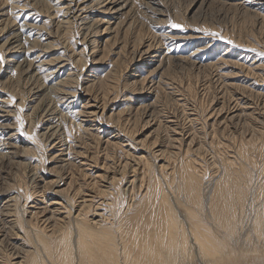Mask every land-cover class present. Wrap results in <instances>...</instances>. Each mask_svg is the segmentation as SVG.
Wrapping results in <instances>:
<instances>
[{"label": "bare ground", "instance_id": "bare-ground-1", "mask_svg": "<svg viewBox=\"0 0 264 264\" xmlns=\"http://www.w3.org/2000/svg\"><path fill=\"white\" fill-rule=\"evenodd\" d=\"M139 1H142L147 9L151 8L152 4H149L150 0ZM207 1L201 0L199 2V8L204 7ZM113 2H116V0H26L24 3L15 0L12 1L10 5L12 10L36 7L40 12H47L46 15L48 17L43 24H38L34 19L29 22L24 19L23 23L17 24L15 19L9 14L2 23L3 26L0 27V31L4 30L6 32L0 44V56L3 57L2 61H0V71H2V65L4 63L7 65L12 64L14 66V74L16 77L18 76L16 86L13 88L10 87L11 90H8L5 85H0V127H9L12 124L17 125L16 121H23L20 130H24L33 136L35 142L29 141L36 146V149L40 148L39 150L46 145V142H49L50 138H53L54 134L61 130L63 126L58 124L52 126L48 122L46 123L47 126L42 128L43 121H51L47 117V112H49L47 107H50V102H56L57 105L55 107L59 109V106L63 105L61 102H68L70 97L76 95L77 88L81 86L80 78H82L81 75L87 62L86 55L84 56V54L87 50H91V53L98 50L95 38L91 39L83 36L78 41L79 45L82 44V49L78 52L76 46L71 49L68 48L66 39L63 36L71 34L72 28H74L73 26H76L75 24L82 31L80 35L88 33L89 30L98 27L99 23L92 20L90 14L78 15L75 14L76 10L80 12L96 4L100 5L102 10L109 12L113 9V6H111ZM257 2L258 4H262L260 3L261 1ZM196 3L194 4L196 5ZM235 6L242 14H251L255 23L258 21L260 24H264V13L260 12L264 9L263 6L254 5L253 0L248 2L241 1L236 3ZM134 13L137 15L136 10H134ZM27 14L30 15V12ZM152 14V19L150 17L148 24L146 23V33H142L137 29L139 25L136 21L137 16L131 19L122 31L123 45L128 46L129 55H131L129 64L132 63V58L135 54L138 57H143V65L146 64V61H150L153 57L157 56L160 57L159 62L154 67L152 73L163 63V65L167 64L164 65L167 68H171V70L167 69L168 75L173 74L175 71L172 63H175L177 68H186V71L189 73L200 71L203 68L206 71L211 65H214L212 62L202 64L203 60L196 56V52L194 53V51L187 55H177L179 49L182 48V43L180 40H177V34L173 32V27L170 29L163 27L160 30H154L152 27L155 24L161 27L167 24L160 20V15L163 14V10L158 9L157 13ZM149 15L151 16V14ZM163 15L167 16L168 14L166 12ZM174 19L178 20L177 15ZM108 27H105V29ZM43 30H46V33H43ZM94 32L97 33V30ZM46 35L47 37L54 35L52 36L54 37L53 39L63 38L62 40L64 42L61 45L62 50L59 52V55L51 59L50 63L39 58V56H32L30 49L32 47H50L51 44L49 42L42 41L44 39L42 37ZM182 39H186V36ZM217 58H222L225 63L230 62V65L234 64L240 68L243 66L248 70H246V73L251 75V77H257L261 81H264V72L262 73L264 68H261L260 64H256L259 61L258 56L251 60L252 62L249 66H245L243 62L242 64L232 61L229 50H226ZM65 62H68V65L72 66L64 69L63 67L66 66ZM48 63L53 64L54 67H48L49 65L46 67L43 66ZM119 65L120 72L116 71L113 79L108 76V81L104 82V88H102L101 94L97 93L94 96L87 97L85 106H92L94 109L87 112L82 111L81 113L87 115L91 121H95L96 119H100L101 121L109 101L117 99L121 91H153L155 89L156 95L152 102L147 103L145 100L138 107L126 104V111L129 114L133 113L139 119V123H151L152 121L149 120L158 118L157 115L160 112L158 98L162 97L164 90H167L163 86L165 79L159 78L154 82L153 78L150 77L149 81L151 85L154 83L155 87H148L145 84L147 80V77H145L142 79L139 87V83L136 84L134 80L131 81L129 79V76H125L128 64L122 62V64L115 63L114 66L118 68ZM80 66L81 68H79ZM62 68L63 71H61ZM66 70L70 73H65ZM56 71L57 73L59 71L58 74L64 75V78L60 79L58 83H53V77ZM31 79L35 85L29 89L28 86L32 84ZM95 80L97 78H92L90 84L94 83ZM165 81L167 83V79ZM169 84L172 85V82L169 81ZM245 84L241 80L237 84L230 81L227 83L228 86H233L235 89L249 88ZM137 86L138 89H136ZM41 92H48L52 95L47 99L49 104L44 107L37 100L38 102L36 101L31 106V101H35L34 98ZM3 93L8 94L5 96ZM58 94H61V102L58 101ZM91 101L93 102L92 104H90ZM40 104L41 106H39ZM70 104L71 101L67 106L70 107ZM65 107H62L61 111L65 110L63 116L66 117L68 115L69 118L70 115L66 112L67 107ZM60 112H57V114H60ZM98 113H100L99 116ZM18 117L20 120H18ZM230 118L235 119L239 118V116L236 114L230 116ZM36 121L39 128L35 131L34 128L37 126ZM75 121L80 120L76 119ZM75 121L73 122L75 123ZM172 122V120L166 121V125L164 126L168 130H174L175 123ZM133 123H135V120H133ZM113 125L112 131L110 132L114 134V137L116 136L115 139H117L119 145L125 143V145L129 146L128 149L124 150L127 154L126 160L114 161L113 164H110L112 165L111 167L109 166L110 168L103 165V172L98 174L96 178L92 177L94 181L90 182L88 178L94 172H90L89 166L84 168V165H90L87 161L90 159L97 164V158L93 156L90 158V155L87 153L84 154V163L78 162L77 169L78 174L83 178V184L88 185L86 187L87 189L69 186L63 194H57L63 198L60 203L63 204L62 207L66 212L65 216L60 218L61 225L66 228L63 224V222H66L68 225H72V228L66 230L62 235L57 236L54 235L55 230L49 229V226L46 225H39L37 221H34L35 219L32 216H29L36 230L35 251L31 252L32 249H29L27 245L22 244L19 247L15 245L18 243L17 239H20L18 230L14 234L12 233L15 237L8 245L6 243V245L3 244L2 239L4 237L0 240V249L10 250V257L12 259L20 258V260H12L4 264H194V262L198 264H224L230 260H236L235 257L238 258L241 255L256 252L258 248H264V181L261 182V179L258 178L259 176L254 169V160L248 154L247 146L242 144L237 149L238 154L244 159L243 162L247 164L242 163L238 165L231 160H224L221 169L208 184L209 190L206 194L201 192L199 186L200 178L197 176L196 169H194L192 163H182L181 175L185 191V202L178 193L175 194L171 190L169 185L166 186L163 184L154 173L158 170L163 171L164 166H167L168 163L165 149L158 148L156 141L161 131L159 129L160 126L155 128L156 135H154V141L153 139L150 140L148 144L149 148H143L145 143L140 140H135L136 138L132 127L125 129V127L119 125V121ZM76 126L80 131L83 130L82 133L87 130V128H82V122H79ZM100 127L99 129H101ZM99 131L101 130H96L97 133ZM16 133L12 132L8 134V139H17V135H14ZM117 137H120V139ZM173 137L171 136V138ZM262 138H264V129L257 130L255 127L246 142L249 143L252 140H260ZM245 139L246 137L242 138L241 141L244 142ZM95 143H99L98 135L95 137ZM130 144L137 145L135 148H132ZM5 145L8 144L6 143ZM69 149L71 151V148H67L68 151ZM6 150L8 149L2 147L0 149L2 152ZM64 151H66V148H61L60 155H63ZM35 153L36 150L34 155ZM138 155L139 157H137ZM36 156L41 157L38 154ZM30 167L31 164L27 162L25 169L32 170ZM57 179H54L52 183H57ZM70 180H73V178ZM99 181H104L105 184L100 185ZM53 192L56 193V191ZM112 194L116 196L112 197ZM136 195H139V197L134 200ZM40 212L42 211H34L33 214ZM9 213L11 214L12 211L9 210ZM248 214H250V217H247ZM10 222L14 226V221ZM2 228H4L3 225L0 226V231L3 230ZM52 228L55 227L52 225ZM25 232L22 235L23 240L27 236ZM39 248L42 250V253H39ZM248 260L253 262L255 258L248 257Z\"/></svg>", "mask_w": 264, "mask_h": 264}, {"label": "rangeland", "instance_id": "rangeland-1", "mask_svg": "<svg viewBox=\"0 0 264 264\" xmlns=\"http://www.w3.org/2000/svg\"><path fill=\"white\" fill-rule=\"evenodd\" d=\"M12 1L14 0H0V27L3 26L2 23L9 14H11V17L15 19L17 24L23 23L24 19L28 22L34 19L38 24H43L48 17L46 15L47 12H40L36 7H32L31 9L21 8L20 10H12L10 8ZM15 1L24 3L26 0ZM200 1L201 0H150L149 4L152 5L151 8L147 9V7L143 5V2L139 0H116V2H113L111 5L113 6L112 11L109 12L102 10V7L96 4L80 12L76 10L75 14L78 15L90 14L92 20L98 22L99 25L97 28L89 30L88 33L80 35L82 31L77 24H75L76 26H73L74 28H72L71 34H63L65 37L62 35L63 38L66 39L68 48L71 49L76 46V50L80 52L79 50L82 49V44L79 45L78 41L83 38V36H87L91 39H96L98 50L92 53L91 50H87L84 54V56L86 55L87 62L81 75L82 78H80L81 86L77 88L76 95L70 97L68 102L63 103L60 98L61 94H58V101L63 105L59 106V109H57L55 107L57 103L50 102V107H47L49 110V112H47V117L50 118L51 121H43L44 124L42 128L47 126V122L52 126L58 124L63 127H61L59 132L54 134L52 139L50 138L49 142H46V145L44 143L46 149L42 147L43 149L41 148V150H39L40 148L36 149V146L32 143L35 142L32 135L24 130H20L23 121H16L17 125L12 124L9 127H0V149L1 147L8 149L4 152L0 151V226H4V228H2L3 230L0 231V240L4 237L2 239L4 245H8L15 237L13 235L14 232L19 230L20 239H17L18 243L15 245H17V247L22 244L25 246L27 245L29 249H32L31 252L35 251L36 230L33 221L30 219L31 216L39 225H46L49 226V229L55 230L54 235L57 236L62 235L66 230L72 228V225H68L66 222H63L66 228L61 225L60 218L65 216L66 212L62 207L63 204L60 203L63 198L60 197L61 195L59 196L57 194H63L69 186L87 189L86 187L88 185L86 186L83 184V178L78 174L77 169L78 162L84 163L83 158L86 153L90 155V158L91 156L97 158V164L92 162L91 159V161L87 160L90 165L83 164L84 168L89 166L90 172H94L92 176L88 178L90 182L94 181L92 177L96 178L98 174L103 172V165L111 167L112 165L110 164H113L114 161L126 160L127 154L124 150L128 149L129 146L125 145V143L122 144L123 146L119 145L117 139H115L116 136L114 137V134L110 132L112 131V126H114L113 124H117L118 121L119 125L125 127V129L132 127L136 138L135 140H140L145 143L143 148H149L148 144L150 140L153 139L154 141V135H156L155 128L160 126L159 129L161 133L159 132L160 136L158 134L159 138L157 137L156 141L158 148L165 149L168 163L167 166H164L163 171L158 170L154 173L163 184L166 186L169 185L171 190H173L175 194L178 193L185 202L186 198L181 175V164L185 162L192 163L194 169H196L197 176L200 178L199 186L201 192L206 194L209 190L208 184L219 172L224 160H231L238 165L242 163L247 164L243 162L244 159L238 154L239 152L237 149L239 146H242V144L247 146L248 154L254 160V169L259 176L258 178L261 179V182L264 181V138L252 140L249 143L246 142L251 135V131L255 129V127L257 130L264 129V81H261V79L257 77H251V75L246 73L247 69L243 66L240 68L233 63H231L233 65H230V62L225 63L222 58H217L220 54L229 50L230 59L232 61L243 62L245 66H249L252 62L251 60L258 56L259 61H257L256 64H260L261 68H264V24H260L258 21L255 23L251 14H242L235 6L236 3L241 1L248 2L250 0H208L204 7L199 8ZM253 1L254 5L264 7V0ZM257 1H261L260 3L262 4H258ZM124 3H126V5H124ZM194 3H196V5ZM155 9L157 11L158 9L163 10V14L167 12V16H171L168 18L166 15L159 14L160 20L167 24L162 25V27L155 24V26L152 27L154 30H160L163 27H166V29L173 27V32L177 34V40H180L182 43V48L179 49L177 55H187L194 51V53L196 52V56L203 60L202 64L212 62L214 65L216 63L217 66L211 65V67L207 69L208 72L207 70L204 71L203 68L200 71L189 73L186 71V68H177L175 63H172V67H175V71L173 74L170 73L171 75H168L167 69L171 70V68H167L164 66L167 64L163 65L162 63L161 66L156 68L152 73L154 67L158 65L160 57H153V59L146 61V64L143 65V57H138L137 54L134 55L132 63L129 64L128 62L131 55H129L128 46L123 45L122 31L126 28L127 23L137 16L136 21L137 24H139L137 29L142 33H146L148 21L150 17L152 19V13H157ZM134 10L137 11V15L134 13ZM152 10L154 11L152 12ZM28 12H30V15L27 14ZM260 12L264 13V9ZM148 13L151 14V16ZM176 15L178 20L174 19ZM173 25H178L179 27H174ZM49 26L51 27V25ZM105 27L108 28L105 29ZM96 30L97 33L94 32ZM42 32L46 33V30ZM5 35L6 32L4 30L0 31V44ZM52 36L54 35H51V37H47V35L42 37L44 38L42 39L43 42H49L51 44L50 47H32L30 48L31 55L39 56V58L49 63L51 59L59 55V52L62 50L61 45L64 44L63 38L53 39L54 37ZM182 36L184 38L186 36V39L183 40ZM59 37H61V35H59ZM175 45H177V43H175ZM122 62L128 64L125 76H129V79L131 81L134 80L136 84L139 83V87L142 83V79L145 77H147L145 84H147L148 87H155L154 83L151 85L149 81L150 77L153 78L154 82L159 78L167 79V83L165 80L163 81V86L167 89L166 91H169L166 92L164 90L165 93L163 92L162 97L158 98L160 102L158 103V107H160V112L157 115L158 118L150 119L149 121L152 122L149 124L145 122L139 123V119H137L133 113L129 114L126 111V104L138 107L140 104H143L145 100L147 103L152 102L156 95L155 89L153 91H121L117 99L109 101L101 121L100 119L91 121L87 115L81 113L82 111L87 112L94 109L92 106H85L87 97L94 96L97 93L101 94V90L104 88V82L108 81V76L113 79L114 73H116V71L120 72V65L116 68L114 66L115 63L122 64ZM49 63L43 66L46 67L49 65L48 67H54L53 64ZM140 63L142 64L140 65ZM58 64L60 63L58 62ZM65 65L66 66L63 67L64 69H68V67L70 68L72 66L68 65V62H65ZM2 67V71H0V85H5L8 90H11V88L16 86L18 76H15L14 66L12 64L7 65L4 63ZM63 68L61 71H63ZM79 68H81V66ZM263 72L264 71H262V73ZM58 73L56 71L53 77V83H58L60 79L64 78V75ZM65 73L70 72L66 70ZM92 78H97V80L90 84ZM240 80L244 81V83H246L245 85L249 88L235 89V87L227 85L228 81L237 84ZM30 81L32 84L28 86L29 89L35 85L32 79ZM169 81L172 82V85L169 84ZM136 89H138V86ZM7 94L8 93H5L4 95L7 96ZM51 96L52 95L48 92H41L34 98L35 101H31V106L38 100L39 103L43 104L42 106L45 107L49 104L47 99ZM70 101L71 104L69 107L67 104L70 103ZM92 103L91 101L90 104ZM41 104L39 106H41ZM64 106L67 107L65 108L67 109L66 112L70 115L69 118L68 115H66V117L63 116L65 110L61 111V109ZM56 111L61 112L57 114ZM236 114L239 118H230V116ZM99 115L100 113H98V116ZM71 116L72 118H70ZM75 118L80 121H75ZM18 120H20L19 117ZM133 120H135V123H133ZM171 120L175 123V128L173 127L174 130H168V128L164 126L166 125V121ZM73 121H75V123ZM79 122H82L83 129L87 128V130H85L86 132L84 131L82 133L83 130L80 128L82 130L80 131L79 128H77L76 125L79 124ZM100 125L102 126L100 127ZM99 127L101 129H99ZM37 128H39L38 123L34 130L36 131ZM96 130L101 131L97 133ZM12 132H17L14 134L17 135V139H8V134ZM96 135L99 136L98 144L95 143ZM171 136L174 137L171 138ZM244 137H246L244 140L245 143L241 141ZM117 138L120 139V137ZM6 143L8 145H5ZM130 145H132V148H135L137 144ZM61 148H66L63 155H60ZM67 148H71V151L70 149L68 151ZM35 150L36 153L34 155ZM36 154L41 157L36 156ZM137 157H139V155ZM69 161H71V163H69ZM27 162L31 164L30 168H32V170L26 168L29 170L28 171L25 169V164ZM142 165H144V163H142ZM29 174L32 175L30 176ZM72 178L73 180H70ZM54 179L58 180L55 184L52 183ZM59 179L63 180L60 181ZM99 183L100 185L105 184L104 181H99ZM53 191H56V193ZM115 196V194H112V197ZM138 197L139 195H136L134 200L138 199ZM43 208L45 209L41 210ZM9 210H11L13 214H10ZM34 211L42 212L33 214ZM248 216L250 217V214H248L247 217ZM10 221H14L15 227ZM52 225L56 229H59L56 230L52 228ZM24 232L27 233V236L24 237L23 240L22 235ZM9 252L10 250L0 249V264L12 260H20V258L12 259ZM39 253H42L40 248ZM248 257H253L255 260L251 262L248 260ZM235 259L236 260H230L224 264H264V248H258L256 252L241 255L238 258L235 257ZM194 264L198 263L194 262Z\"/></svg>", "mask_w": 264, "mask_h": 264}, {"label": "snow or ice", "instance_id": "snow-or-ice-1", "mask_svg": "<svg viewBox=\"0 0 264 264\" xmlns=\"http://www.w3.org/2000/svg\"><path fill=\"white\" fill-rule=\"evenodd\" d=\"M174 27H179L178 25H173ZM3 57L0 56V61H2Z\"/></svg>", "mask_w": 264, "mask_h": 264}]
</instances>
